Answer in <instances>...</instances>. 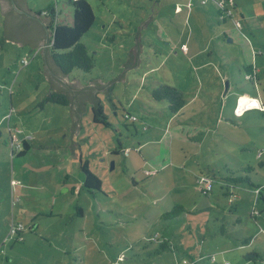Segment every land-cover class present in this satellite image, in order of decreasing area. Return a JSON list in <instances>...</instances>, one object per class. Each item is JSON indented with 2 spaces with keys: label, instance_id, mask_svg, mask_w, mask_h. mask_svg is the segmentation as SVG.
Instances as JSON below:
<instances>
[{
  "label": "rangeland",
  "instance_id": "obj_1",
  "mask_svg": "<svg viewBox=\"0 0 264 264\" xmlns=\"http://www.w3.org/2000/svg\"><path fill=\"white\" fill-rule=\"evenodd\" d=\"M86 1L95 19L81 42L94 67L69 77L108 83L96 95L109 125L93 121L87 100L73 133L69 104L43 101L55 90L44 47L6 37L0 4V264H264V109L230 114L250 89L264 101V0H239L240 30L212 1L186 0V22L177 0ZM53 2L70 21L64 0H26L34 11ZM160 83L191 105L171 113L151 96ZM9 132L13 154L26 140L25 154H12ZM82 161L101 189L83 186ZM234 168L250 180L236 184L238 197L221 176ZM11 223L24 225L21 240Z\"/></svg>",
  "mask_w": 264,
  "mask_h": 264
},
{
  "label": "trees",
  "instance_id": "obj_2",
  "mask_svg": "<svg viewBox=\"0 0 264 264\" xmlns=\"http://www.w3.org/2000/svg\"><path fill=\"white\" fill-rule=\"evenodd\" d=\"M187 2L188 1L185 3ZM66 3H68V5L72 8V16L69 22H64L65 20L59 19L58 6L56 2L50 3L45 9H43V14H48L51 17L50 38L48 39L47 46L45 47L46 57L47 59L49 58L53 61L60 77L69 75L73 70L90 72L94 67L93 56L89 53L87 46L81 42L82 36L91 28L94 22L95 16L93 10L86 0H66ZM36 13L41 14V12ZM99 88L101 87L97 84L81 87L79 89H72L70 86H67V89L63 87L50 91L43 101L61 105L71 104L73 106L75 104L73 106V112L75 119L78 120L79 116L84 111L83 108L85 109V103H78V101H80L82 97L90 98L92 103L91 111L93 114V121L108 126L109 123L106 121L102 105L96 95V91ZM67 90H69L72 94ZM76 96L80 97V99L76 98ZM151 96L155 100H166L168 102L167 107L169 111L174 114L178 113L187 103V99L181 89L176 86L163 83H160L152 89ZM73 100L77 101L73 102ZM76 104H79L80 106H76ZM23 146L24 148L21 151L14 154L12 152V154H25V151L30 147V145H28L26 140H23ZM80 169L83 172V186L87 190L94 191L101 189V180L97 175L90 171L87 161H82L80 163ZM244 170L251 171L252 166L247 164ZM228 171V175H221L225 182L226 189L234 187L237 183L245 180L250 183L247 176H234L235 172H238L239 170L234 172L231 170ZM260 198L264 202V195H260ZM78 211L81 215V210L79 209ZM181 211L182 207L176 206L168 213L176 215ZM167 247L168 243L166 241H162L159 249L163 250Z\"/></svg>",
  "mask_w": 264,
  "mask_h": 264
},
{
  "label": "water",
  "instance_id": "obj_3",
  "mask_svg": "<svg viewBox=\"0 0 264 264\" xmlns=\"http://www.w3.org/2000/svg\"><path fill=\"white\" fill-rule=\"evenodd\" d=\"M0 4L4 16L3 34L6 37L16 42L30 43L34 47L40 45L44 47L43 63L45 67V76L51 82L52 88L60 89L65 87L67 89V86H70L72 89H79L81 87L97 84L101 87L98 90L108 89V83L102 82L100 79L92 80L87 85L83 86L79 81L69 79L67 75L63 77L59 76L55 64L51 59H47L45 52V47L48 43L47 34L50 21L49 15L44 17L33 16L32 11L27 6L26 0H0ZM76 98L80 99V97L77 96ZM87 100L91 101L90 98L82 97L78 103ZM75 101L73 100V102ZM77 105L79 104H76V106ZM73 106L69 104L72 112V133L78 131L81 115L85 111L82 107L84 111L79 116V119L76 120L74 117ZM251 256L253 255H248V257Z\"/></svg>",
  "mask_w": 264,
  "mask_h": 264
},
{
  "label": "built area",
  "instance_id": "obj_4",
  "mask_svg": "<svg viewBox=\"0 0 264 264\" xmlns=\"http://www.w3.org/2000/svg\"><path fill=\"white\" fill-rule=\"evenodd\" d=\"M202 4H205L207 1H212L214 3V5L216 7H218L219 9V15L221 18L226 17L227 19H230L233 23V25L235 26V28H237L238 30L241 29V23L239 19L234 18V8H233V0H200ZM192 7V3L191 2H187L184 4H176L175 5V9L176 10H181V9H185L186 12L188 13L191 10ZM180 48L183 52H187L188 47L186 43H182L180 45ZM27 60H24L23 63H26ZM249 77V76H247ZM249 109H258V110H263L264 106L263 103L258 99V97L256 96H251V95H242L239 96L236 99V103L234 106V113L237 115L242 114L243 112L249 110ZM124 117L126 118H131L132 120H134V117H130L128 115H124ZM16 138H13L10 136V147H11V152H12V148H13V143L15 141ZM16 146H20L19 143H17ZM197 181L200 182L202 185H204L202 187V189H204V191H209L212 188V184L211 181L209 180L208 177H205L204 175H201L199 178H197ZM21 184L20 180H14L11 179V186H12V190L14 191V187ZM259 193V189L256 190ZM13 194V193H12ZM25 230V227L22 223H11L10 224V228H9V236L11 235H15L18 239H22V233ZM157 236H152L150 238V240H157ZM211 261H215V257L212 256L211 257ZM184 264H189L186 260L183 261ZM224 264H230L228 261H225Z\"/></svg>",
  "mask_w": 264,
  "mask_h": 264
},
{
  "label": "crops",
  "instance_id": "obj_5",
  "mask_svg": "<svg viewBox=\"0 0 264 264\" xmlns=\"http://www.w3.org/2000/svg\"><path fill=\"white\" fill-rule=\"evenodd\" d=\"M65 1V3H66V0H64ZM195 1V7L196 6H198L196 9H198V8H203V4H201L200 3V1L199 0H194ZM186 2V0H177L176 2H175V4H174V10H175V14L177 15V18H179L180 19V15L184 12V14H182V15H184V21L186 22V19L187 18H185V16H187L188 17V15L189 14H187V12L184 10H176L175 9V5L177 4V3H185ZM207 3V2H206ZM205 3V4H206ZM213 4V3H212ZM242 4V2L241 1H239V0H233V8H234V18H236L237 19V17H238V15H240V18L242 19V18H244V13H243V11L241 10V8H240V5ZM214 5V4H213ZM28 6V5H27ZM214 7H215V5H214ZM28 8H29V6H28ZM30 9V8H29ZM31 11H32V13H33V16H36V17H44V16H46V15H48V14H43V12H44V10H42V11H34V10H32V9H30ZM181 11H183V12H181ZM36 12H41V14H37ZM61 11H60V9L58 8V14H61L60 13ZM190 14H192V12L190 13ZM190 16V15H189ZM59 19H62V18H60V16H59ZM227 20H229L230 22H232L230 19H227ZM67 22H69L68 20H67ZM50 30H51V17H50V21H49V25H48V36H50ZM185 33V32H184ZM184 36V35H183ZM167 39H168V37H167ZM186 39H181L180 38V40H179V42H178V44L179 45H181L182 43H186V44H188L189 42H187V41H185ZM187 47H188V45H187ZM177 49H178V47H177ZM180 51L182 52V53H185V52H183L182 50H181V48H180ZM188 51H190V48L188 47ZM187 51V52H188ZM207 51V50H206ZM186 52V53H187ZM203 52H204V49H203ZM44 53V52H43ZM207 53H209L208 51H207ZM208 56L207 57H209L210 56V53L209 54H207ZM254 69H256V68H254ZM68 76V78L69 79H77V78H70L69 77V75H67ZM78 80V79H77ZM55 90H57V89H55ZM251 90V92H252V94H251V96H255V92H256V90L253 88V89H250ZM227 92V91H226ZM225 94V93H224ZM244 95H247V94H244ZM249 95V94H248ZM258 99L261 101L262 99H260L259 97H258ZM262 103L264 102L263 100L261 101ZM191 105V103L189 102V101H187V103L184 105V107L178 112V113H175V114H179V113H182V112H184V109L186 108V107H188V106H190ZM263 106H264V103H263ZM200 108V107H199ZM234 109V108H233ZM202 109H200V111H201ZM251 110H256V109H251ZM251 110H249V111H251ZM196 111V107H194V110L192 111V112H195ZM202 111H204L205 112V109L204 110H202ZM202 111H201V113H202ZM257 111H259V110H257ZM260 112V111H259ZM191 113V112H190ZM260 113H264V112H260ZM230 114L231 115H233V116H235V115H237V114H235L234 113V111L232 110V112H230ZM183 115V114H182ZM193 116H194V114H193ZM231 120H236L235 118H233V119H231ZM212 122H213V119H212ZM219 125H223L222 127L223 128H225V129H229V128H234L235 126L234 125H228L227 123L226 124H222L221 122L219 123ZM207 127H209L210 128V124H208V126ZM221 127V128H222ZM209 128L206 130V132L207 133H209ZM9 136H10V132H9ZM18 153V152H17ZM178 154V153H177ZM181 158V157H180ZM228 170H231L232 172H234V171H236L237 169L236 168H234V169H228ZM229 172V171H228ZM210 173H213V172H211V169H210ZM223 176H225V175H223ZM225 185V184H224ZM225 187H226V185H225ZM230 189H232L233 190V195L236 197H238L239 195L235 192V189H236V185H234V187H230L229 189H226L227 190V192L229 193V191H230ZM231 194V193H230ZM247 242V241H246ZM248 243V242H247ZM254 256H256V255H253V257Z\"/></svg>",
  "mask_w": 264,
  "mask_h": 264
}]
</instances>
